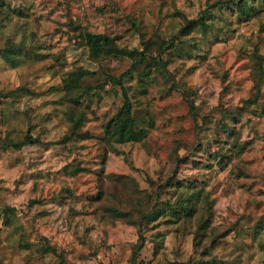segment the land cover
<instances>
[{"label":"rangeland","instance_id":"obj_1","mask_svg":"<svg viewBox=\"0 0 264 264\" xmlns=\"http://www.w3.org/2000/svg\"><path fill=\"white\" fill-rule=\"evenodd\" d=\"M239 1L0 0V144L37 138L0 147V264H264V0Z\"/></svg>","mask_w":264,"mask_h":264},{"label":"trees","instance_id":"obj_2","mask_svg":"<svg viewBox=\"0 0 264 264\" xmlns=\"http://www.w3.org/2000/svg\"><path fill=\"white\" fill-rule=\"evenodd\" d=\"M245 0H240L237 4H239L240 6H244L245 5ZM86 40L88 45L91 47L92 53L93 54H97L98 51H103L106 54L110 51H113V39L109 36H106L104 34L101 33H86ZM169 43V41H163L161 43V47H165L167 44ZM101 49V50H99ZM129 56L131 57H137V55H139V58L136 59L135 62L132 63L131 68H134L136 65V62H140L142 60H144L146 58L145 54L142 51H139L137 49H132V50H128L126 52ZM257 59H258V67H259V76L257 78H255V88L257 90L260 89V83L262 81V75L264 73V69L262 64V60L263 57L261 55H256ZM131 68L127 69L126 71L122 72L119 77L112 75L111 79L116 83L119 84L120 87L122 88V95H123V106H122V113L120 118H118V120L116 121L113 129H112V134L117 135L119 138H133L135 136V130L133 128V124H134V118L132 116V112H131V100L128 96V94L126 93L125 87L122 83V79L127 76L130 71ZM37 142V138H33L30 135H26L23 139L16 141V140H8L5 141L3 143L0 144V147L6 149V148H15V149H19L21 147H23L26 144H32ZM83 168L80 166H77L76 168H74L72 171L74 173L79 172L80 170H82ZM160 187H162V184L160 185ZM165 203H169L168 201H166ZM153 209V208H152ZM181 210L183 212H185L186 214L188 213V205L187 204H183L181 205ZM141 211V210H140ZM148 212H144V214L141 215V218L144 219V217L146 216ZM140 248V245L138 246V249Z\"/></svg>","mask_w":264,"mask_h":264}]
</instances>
